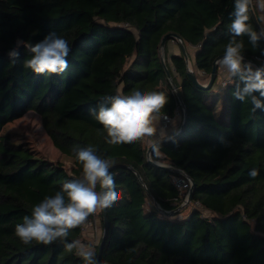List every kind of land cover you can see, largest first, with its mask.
<instances>
[{
  "label": "trees",
  "instance_id": "trees-1",
  "mask_svg": "<svg viewBox=\"0 0 264 264\" xmlns=\"http://www.w3.org/2000/svg\"><path fill=\"white\" fill-rule=\"evenodd\" d=\"M233 9L234 0H0V264H84L60 241L25 245L15 235L34 205L80 178L77 146H92L113 162L110 171L120 193L111 207L97 211L102 226L104 211L107 219L100 264H264V111L253 112L250 98H233L236 78L223 89L196 86L181 50L170 52L175 38L166 42L165 61L160 49L166 33L180 35L196 48L195 67L210 75L230 38ZM248 23L260 31L251 9ZM53 31L71 48L63 74L26 69L29 53L23 46L20 58L10 61L7 52L17 39L35 43ZM238 39L244 57L264 65V39L258 46L247 36ZM133 89L166 93L161 113L173 118L177 110L186 113L183 130L178 132L179 126L155 141L161 155L152 150L151 156L194 180L187 215L177 216L185 206L165 213L185 198L187 191L182 194L175 182L181 173L149 161L143 140L108 144L103 126L89 114L104 97ZM30 110L41 116L54 146L73 157L74 174L24 148L1 149L7 141L4 126ZM221 137L230 146H223ZM81 238L82 225L68 237Z\"/></svg>",
  "mask_w": 264,
  "mask_h": 264
},
{
  "label": "clouds",
  "instance_id": "clouds-1",
  "mask_svg": "<svg viewBox=\"0 0 264 264\" xmlns=\"http://www.w3.org/2000/svg\"><path fill=\"white\" fill-rule=\"evenodd\" d=\"M252 3L253 0H234L233 19L228 29L230 38L217 64L229 74V80L236 78L233 98L241 102L250 98L252 111L256 112L264 111V65L257 67L245 60L242 54L244 42L238 39L247 36L254 46L264 39V29L253 30L248 23ZM258 4L264 9V0H258ZM22 46L29 53L23 66L33 73L60 75L67 71L71 48L69 42L56 32H49L35 43L17 39L7 52L12 63L20 58ZM167 103L168 96L162 91L133 89L129 95L104 97L97 108L89 110V114L103 126L108 144H130L155 136L159 113ZM221 143L227 147L231 142L221 137ZM159 147V144L153 145L156 156L161 155ZM73 152L82 166L80 178L64 182L54 195L45 196L34 205L31 215H25L23 222L16 225L15 235L25 245L33 241L45 245L60 241L68 252L75 250L84 264H98L90 246L80 240L69 241L68 237L71 230L84 224L90 215L111 207L120 199V193L110 171L113 165L110 159L102 158L92 146H77ZM257 175L255 168L249 172L253 178ZM98 185L101 191L96 190Z\"/></svg>",
  "mask_w": 264,
  "mask_h": 264
},
{
  "label": "rangeland",
  "instance_id": "rangeland-1",
  "mask_svg": "<svg viewBox=\"0 0 264 264\" xmlns=\"http://www.w3.org/2000/svg\"><path fill=\"white\" fill-rule=\"evenodd\" d=\"M254 2L255 0H253L252 5L253 9L256 11ZM169 43L170 52H180V47L176 41H170ZM186 48L189 54V67L194 70L196 76L198 77L201 83H203L204 85L208 84L210 80V75L204 74L201 70L195 67L194 54L196 48L190 45L186 46ZM162 55L164 56L165 53L163 52ZM228 81L229 74L221 66H219L218 74L214 80L215 83H213L212 85L213 88L223 89V87L226 85V83H228ZM219 103L220 106H222L220 100ZM182 120L183 115L179 113L175 118H173L172 122L169 124L168 127H164L163 123L158 119V121L156 122L157 132L155 136L152 137L154 141H151V138L146 137L143 139L144 144L150 146L155 141L164 139L180 126ZM2 133L7 138L5 146L1 148L2 150L16 151L20 148H24L29 151V155H31L32 157L39 158L45 161L47 160L50 163L63 166L65 169L68 170L69 173L74 174L73 157L63 154L57 147L54 146L52 140L50 139L49 135L43 127L42 118L37 112L30 110L23 116L11 122H8L4 126ZM157 161L167 163L164 162L165 160L163 161L158 159ZM192 206L193 205L190 203L185 205V208H181L182 211L177 216L182 217L184 215H187L192 210ZM208 213L209 211H204L205 215H208ZM98 225H100L99 219ZM102 232L103 230L97 228L96 233H98V237H102ZM93 238V236H90L88 233H86L82 234V238L80 239V241L90 246L95 251L96 245L95 240Z\"/></svg>",
  "mask_w": 264,
  "mask_h": 264
},
{
  "label": "water",
  "instance_id": "water-1",
  "mask_svg": "<svg viewBox=\"0 0 264 264\" xmlns=\"http://www.w3.org/2000/svg\"><path fill=\"white\" fill-rule=\"evenodd\" d=\"M250 9H251V14H252V17L254 19V21L256 22L259 30L261 29H264L263 26L261 25L260 21L258 20L257 18V15H256V12L255 10L253 9V5L250 6ZM170 38H175L177 41H178V45L180 47V50L182 52V54L185 56L187 62L189 61V54H188V51H187V48H186V44L183 40V38L174 33V32H169V33H166L162 40H161V44H160V49L162 50V53L164 52V49H165V46H166V42L168 39ZM224 53L218 55L214 62H213V67H212V71H211V74H210V80L208 82V84L204 85L203 83L200 82V80L198 79V77L196 76L195 72L193 69H191L189 67V64H188V76L189 78L191 79V81L198 87L200 88H210L212 87L213 83H214V80L218 74V67L219 65L217 64V61L223 56ZM245 60L249 61L248 59L245 58ZM163 61H165V58L163 56ZM165 63V62H164ZM165 68H166V72L168 74V77L170 78V80L172 81V84L176 90V93L180 99V102L182 104V106L184 105L182 99H181V96H180V93L178 91V88H177V85L175 84V82L173 81L172 79V75L169 71V68L168 66L165 64ZM185 118H186V113L184 112V117H183V122L185 121ZM183 130V125L180 126L178 132L182 131ZM162 140V139H161ZM160 141V140H159ZM156 142H154L153 144H151L149 147H148V150H147V157H148V160L151 161L152 163L156 164V165H159V166H162V167H165L167 169H170V170H175V171H178L179 173L185 175L191 182V186L189 188V191H188V196H187V199L185 202L181 203L178 207H176L175 209L173 210H165V213L168 214V215H172V214H175L177 213L181 208H183L185 205L189 204L191 201H192V198H193V190H194V185H195V182L194 180L189 176L187 175L183 170L181 169H178V168H175L173 167L171 164L169 163H162V162H159L155 159L152 158L151 156V153H152V150H153V145L155 144ZM139 177L140 174L139 172H137ZM107 238V219H106V213L104 211V225H103V234H102V237H101V240H100V243H99V248H98V255H97V262L98 264L101 263V252H102V247H103V244L105 242Z\"/></svg>",
  "mask_w": 264,
  "mask_h": 264
},
{
  "label": "built area",
  "instance_id": "built-area-1",
  "mask_svg": "<svg viewBox=\"0 0 264 264\" xmlns=\"http://www.w3.org/2000/svg\"><path fill=\"white\" fill-rule=\"evenodd\" d=\"M262 59V58H261ZM264 61V59H262ZM255 64V63H254ZM256 65V64H255ZM177 114H179V111L177 110ZM159 120L163 123L164 127H168L169 124L172 122L173 117L168 113H159ZM176 185L181 189L182 194H184V191H187L185 194V198L183 199L182 203L186 201L188 196V189L191 186L190 180L183 174H180V176L175 177ZM198 205L199 202H197ZM98 214L97 212L94 213L90 218H87L84 224H82V234L88 233L90 236H93L95 240V245L99 244L101 237H98V233H96V230L98 228ZM101 230H103L101 228ZM94 232V233H93ZM103 233V232H102Z\"/></svg>",
  "mask_w": 264,
  "mask_h": 264
},
{
  "label": "crops",
  "instance_id": "crops-1",
  "mask_svg": "<svg viewBox=\"0 0 264 264\" xmlns=\"http://www.w3.org/2000/svg\"><path fill=\"white\" fill-rule=\"evenodd\" d=\"M254 6H255V9H256V11H257V14H258V16H259V18H260V21H261V24H262V26H263V28H264V9H262L260 6H259V4H258V0H255V2H254ZM151 141H154L153 139H152V137H151ZM101 225V224H100ZM100 225H98V228H102L103 229V226H100Z\"/></svg>",
  "mask_w": 264,
  "mask_h": 264
}]
</instances>
